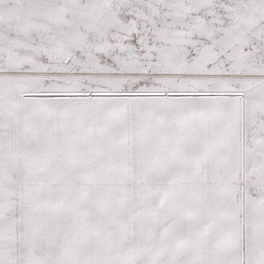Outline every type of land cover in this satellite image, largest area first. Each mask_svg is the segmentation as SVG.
Here are the masks:
<instances>
[{"label": "snow or ice", "instance_id": "6c2138e0", "mask_svg": "<svg viewBox=\"0 0 264 264\" xmlns=\"http://www.w3.org/2000/svg\"><path fill=\"white\" fill-rule=\"evenodd\" d=\"M0 264H264V0H0Z\"/></svg>", "mask_w": 264, "mask_h": 264}]
</instances>
